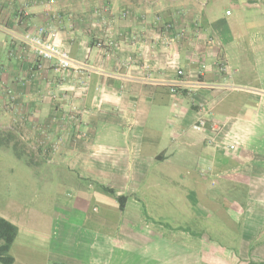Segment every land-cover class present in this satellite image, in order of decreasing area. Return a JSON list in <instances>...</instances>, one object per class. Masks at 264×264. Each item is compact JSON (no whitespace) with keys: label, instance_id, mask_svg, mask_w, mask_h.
<instances>
[{"label":"crops","instance_id":"obj_1","mask_svg":"<svg viewBox=\"0 0 264 264\" xmlns=\"http://www.w3.org/2000/svg\"><path fill=\"white\" fill-rule=\"evenodd\" d=\"M41 25L84 66L59 71L17 40ZM2 26L0 124L47 146L6 164L48 195L0 198L18 227L12 264H210L209 237L153 204L181 187L196 212L234 201L251 216L243 230H264V0H0ZM200 118L221 130L195 129Z\"/></svg>","mask_w":264,"mask_h":264},{"label":"rangeland","instance_id":"obj_2","mask_svg":"<svg viewBox=\"0 0 264 264\" xmlns=\"http://www.w3.org/2000/svg\"><path fill=\"white\" fill-rule=\"evenodd\" d=\"M225 6V7H224ZM220 6L219 11L225 12L229 7V5ZM233 11V10H232ZM167 25V24H165ZM40 27H45L46 29H51L56 33L57 30L52 26H37L32 28L30 31H35ZM171 27V25H170ZM0 29H5L3 26ZM56 36L54 37V41L56 40ZM22 45L26 46L32 53H34L28 45H26L21 39H17ZM56 42V41H55ZM57 44V43H56ZM58 45V44H57ZM59 46V45H58ZM62 48L61 46H59ZM64 49V48H62ZM65 50V49H64ZM68 52V51H67ZM69 54V52H68ZM36 56V54L34 53ZM70 55V54H69ZM71 56V55H70ZM37 59H41L36 56ZM73 59V57L71 56ZM42 60V59H41ZM55 68L57 66L54 61H51ZM38 64V63H36ZM72 68H76L72 67ZM71 69V68H70ZM58 70V69H57ZM2 125L0 124V145L2 146V150L0 151V163L2 166L0 170L2 174L0 175V179L2 181L3 191H1V201L3 202L6 197L13 195L19 201H26L28 205L32 206H45L48 203L47 194L40 187L43 184H40L38 181V177L34 176L36 179H32L33 177L27 178L26 173L22 172V168H15V171L12 173L9 172L8 161L13 160V153L22 156L27 159H31L32 156H40L42 152L47 153V146H45L44 142H39L34 146L33 149H27L22 143L20 137L19 139L13 138L12 133L8 127H4L6 121L3 120ZM18 138V137H17ZM12 140L14 142V147L16 149H12L9 151L8 143ZM44 146V147H43ZM8 149V150H7ZM38 150V151H37ZM6 162V163H5ZM6 170V171H4ZM8 170V171H7ZM18 171V173H17ZM37 175V174H36ZM15 176V178H14ZM11 180V181H9ZM38 181V182H37ZM10 184L13 185V189H9ZM56 185V184H54ZM180 185L186 186V183L182 182ZM65 187V186H64ZM74 190L72 188H64L61 190V195H59V199L65 201V203L69 202L70 197L74 196ZM50 194H53L52 192ZM183 188L181 187L180 191L175 193L173 198H168V193L157 194V198L154 200L159 211V213H177L179 215V225L178 226H188L193 229L191 234H199L204 235V237H209L210 245L209 252L205 253L210 256V264H213L214 260L218 261V264H246L245 260H242L240 257L241 254L250 255L251 251L259 255L260 259L256 261L249 262L248 264H264V230L257 231H245L242 229L244 223L247 219H251L249 214H245L244 206H233L234 201L227 200V202L231 203L229 207L216 209L215 207H211L210 212H206L202 214L201 211L196 212L194 209V202L196 200H192L190 197H185L183 195ZM22 199V200H21ZM242 202V199H240ZM240 200L236 199V203H240ZM153 200L150 198H146V204L152 202ZM233 203V204H232ZM189 211H188V210ZM187 210V212H186ZM185 213H181V212ZM196 212V213H195ZM165 217V216H164ZM246 233V234H245ZM180 234V232H177ZM250 236L252 238L251 242L249 241L248 245L242 246L241 239L243 235ZM180 237H178L179 239ZM198 248V246H196ZM137 250L136 248H134ZM132 253V251H131ZM247 261H250L248 259ZM225 262V263H224ZM132 264V263H131Z\"/></svg>","mask_w":264,"mask_h":264},{"label":"built area","instance_id":"obj_3","mask_svg":"<svg viewBox=\"0 0 264 264\" xmlns=\"http://www.w3.org/2000/svg\"><path fill=\"white\" fill-rule=\"evenodd\" d=\"M56 33L53 30L46 29L45 27H40L35 31H27L21 36V40L28 45V47L42 60L54 61L57 69L59 71H66L72 67H81L83 64L76 62L68 52L62 48H60L56 42L54 41V37ZM224 68V66H222ZM178 75L183 76L184 73L182 70H178ZM185 82L183 79L178 80L176 82H172L169 84L171 91H174L177 85H183ZM200 85L206 88L214 87V84H210L207 82H201ZM209 126V128L214 132H219L221 130V125L217 120L200 118L195 124L194 128L197 130L205 129ZM230 149H235L234 144L229 145ZM0 240V247H1Z\"/></svg>","mask_w":264,"mask_h":264},{"label":"trees","instance_id":"obj_4","mask_svg":"<svg viewBox=\"0 0 264 264\" xmlns=\"http://www.w3.org/2000/svg\"><path fill=\"white\" fill-rule=\"evenodd\" d=\"M105 189L111 193H114V190L111 188L105 187ZM118 199L121 203V207H123L126 197L119 196ZM17 233L18 227L0 216V240L2 242L0 247V261L3 264H12L14 261L13 257L9 254V249L15 240Z\"/></svg>","mask_w":264,"mask_h":264}]
</instances>
